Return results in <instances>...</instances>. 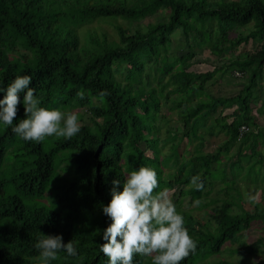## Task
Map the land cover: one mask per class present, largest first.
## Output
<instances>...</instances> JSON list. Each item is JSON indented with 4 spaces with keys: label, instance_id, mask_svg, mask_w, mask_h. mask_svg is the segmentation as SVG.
<instances>
[{
    "label": "trees",
    "instance_id": "trees-1",
    "mask_svg": "<svg viewBox=\"0 0 264 264\" xmlns=\"http://www.w3.org/2000/svg\"><path fill=\"white\" fill-rule=\"evenodd\" d=\"M150 17L145 30L138 27ZM98 20L117 22V40L89 27ZM172 36H177L175 43ZM194 41L221 59L242 43L252 47L210 70L192 71L189 67L200 62L194 58ZM147 64L158 87L150 76L145 84L139 76ZM228 71L247 77L236 94L206 92L207 84ZM20 74L33 77L42 106L82 109L91 126L82 123L70 140L53 135L43 142L24 140L11 126H0V264H39L34 244L43 233L78 240L83 256L65 259L66 252L60 251L51 264H107L100 233L110 220L102 205L111 199L113 179L123 181L125 173L141 166L157 170L156 191L177 189L173 201L198 241L181 264H245L209 258L222 254L226 244L238 243L230 252L259 248L260 238L248 243L239 237L255 221L263 226L264 208L256 203L248 211L232 196L206 193L219 179L231 184L244 173H261L264 182L258 156L264 128L252 114L259 100L264 107V0H0V85L7 87ZM80 90L83 98L77 95ZM170 93L179 100L169 99ZM228 104L237 107L215 115ZM163 108L170 113L163 114ZM18 109L14 123L25 116L22 103ZM179 122L183 131L177 140L160 141L176 133ZM241 124L250 130L239 137ZM224 131L228 136L216 150H203L207 136ZM183 137L191 148L179 151ZM246 145L250 155L241 152ZM233 146L236 152L229 153ZM211 168L220 169L219 175L211 174ZM196 173L204 180L203 189L190 183ZM192 199L201 201L190 208L204 210L207 223L186 206ZM134 262L152 264L151 257L140 254Z\"/></svg>",
    "mask_w": 264,
    "mask_h": 264
},
{
    "label": "clouds",
    "instance_id": "clouds-1",
    "mask_svg": "<svg viewBox=\"0 0 264 264\" xmlns=\"http://www.w3.org/2000/svg\"><path fill=\"white\" fill-rule=\"evenodd\" d=\"M32 80L30 74H20L7 87L0 85V93H4L0 97V126H11L14 133L27 141L43 142L53 135L72 139L82 127L80 114L42 106ZM77 95L83 98L85 92L80 90ZM21 103L25 116L14 123ZM125 177L123 181L113 179L111 199L102 205V212L110 220L100 233L103 239L100 250L108 257L107 264H135L137 254L151 257L152 264H181L196 250L198 241L189 233L185 216L177 210L168 190L156 191L159 188L157 170L141 166L125 173ZM190 183L197 189L204 187L199 173L191 176ZM248 198L257 200L252 194ZM200 203L199 199L194 201L196 205ZM78 245L75 239L65 242L60 233H43L34 247L39 250V264H51L60 251L66 252L65 259L79 257L82 260ZM239 259L238 256L237 261Z\"/></svg>",
    "mask_w": 264,
    "mask_h": 264
},
{
    "label": "rangeland",
    "instance_id": "rangeland-1",
    "mask_svg": "<svg viewBox=\"0 0 264 264\" xmlns=\"http://www.w3.org/2000/svg\"><path fill=\"white\" fill-rule=\"evenodd\" d=\"M229 1V0H227ZM152 17L150 18H145L143 20L140 21L138 27L141 28L142 30L146 29L147 23L152 21ZM113 22H105V21H94L92 22V24H89V27H91V29H93L94 32H101L104 31L108 37V39H116L117 40V35L114 31V26H113ZM118 23L122 24L124 21L118 19L117 21ZM114 22V23H117ZM131 30L133 28H135V25L130 26ZM241 34H245L244 30H240ZM177 36H172L173 42H176V38ZM231 37H235V33L231 34ZM172 42V44H173ZM192 47L195 51V53L197 54L196 58L197 60H199L200 62L197 64H194L193 66L189 67L190 70L192 71H206V70H210L213 66H216L220 63V61L225 60L226 61V57L229 56H233L234 54H241L243 52H247L251 49V43H242L240 44L235 51H230L226 57L224 58H218L215 54L210 53V51L208 49H201L200 44L197 41H194V43L192 44ZM129 68L131 69L130 71L133 72V68L131 66H129ZM188 68V69H189ZM121 70L125 69V66H121L120 67ZM126 70V69H125ZM139 76L141 77V79L143 80V83L145 84L146 81V76H150L151 84L158 87V84L156 83V81L153 80L155 73H153V68H151L150 64L145 65V68L143 70V72L141 74H139ZM247 79V77L243 74L241 77H237L235 76L234 73H232V71H228L226 72L223 77L220 80L215 81L213 84H207L205 90L208 93H211L213 95H234L238 92V90L241 89L243 82H245ZM127 79L123 78V82H126ZM262 85L261 87H264V80H262L260 82ZM145 90H147V87H144ZM263 88H261L262 90ZM174 93V92H173ZM170 93L169 95V99H175L179 100V97L176 96V94ZM262 95H264L263 92H261V97ZM164 102V100H163ZM171 100L167 101V103L165 104L166 106H169L171 103ZM260 100L256 103V107H254V109L252 110V114L256 117L255 121H257V123L259 124L260 127L264 128V113H261V109L264 107H260ZM237 104H228L227 107H225L222 112L220 114H215V115H227L230 114L234 109H236ZM264 110V109H262ZM69 111H76L80 114V123H84L87 124L89 126H91V122H89V115L84 112V110L82 109H71ZM162 113L163 114H167L170 113L169 110H167L166 108L162 109ZM177 116V112H173V117L175 118ZM229 120H231L229 118ZM228 120V121H229ZM164 121H161V124ZM182 123L179 122V130L176 131V133L173 131L171 132L170 136L168 138H160V141H162L163 143H165L166 145H168V142L171 139H176L179 137V134L183 131L182 129ZM173 127H175V125H173ZM254 128V127H253ZM255 129V128H254ZM225 131L221 132L217 137L213 136H207L205 143L203 144V150L205 151H214L216 150V147L218 145H220L226 138H227V133ZM259 146H258V151H259V157H261V159H263L264 162V138L263 141L261 142V140L259 141ZM144 145V144H142ZM168 146L164 147V149L166 150ZM190 149L191 146L189 145V143L187 142L186 137H183L180 140L179 143V148L178 150L181 151L183 149ZM239 148V147H238ZM237 148L236 146H233L230 150L229 153H234L236 152ZM148 152V151H147ZM241 152H243L244 154H248L250 155V151L248 149V146L246 145L245 147L243 146L241 148ZM149 153V152H148ZM150 155L154 156L153 153H150ZM256 157V156H254ZM244 164H246V162H243ZM212 166H216V164H213ZM262 170L264 172V165L261 166ZM214 168V167H213ZM210 169V173L211 174H217L219 175V171L220 169ZM203 169V168H202ZM257 172H251V174H246L244 173V175H242V179H238L235 182H232L231 184H229L230 182L227 183H223L221 182V180L219 179L220 177L218 176V182L214 185L210 184V186L208 187V191L206 193L207 196H213L215 193H218L221 197L223 198H229L230 196L234 197V199L238 202V206L250 211V210H254V205L256 203H259L261 206H259V209L264 208V182L259 181L260 176H262V174ZM256 174V175H255ZM250 177V178H248ZM248 179V180H247ZM241 180V181H240ZM170 196L174 198L177 196V189H173V190H169L168 191ZM200 194V193H199ZM205 194V193H204ZM249 194L255 195L257 197L256 201L250 200ZM240 198V202L239 199ZM195 200V199H192ZM187 201H185L186 204ZM195 204L194 202H192L191 204H186V206L188 208L193 207ZM191 209V213L194 215V217L196 219H198L201 223H207L208 218L205 215L204 210H195V209ZM234 209H237L236 207H234ZM205 210H207V208H205ZM264 226V224H263ZM262 226V221H255L252 223V225L241 231L240 233V241H245L248 243L253 242L254 240L260 238L262 240L261 244L259 245V248L252 253H249L247 251H239V252H230V249L233 247H236L238 243H234L232 245L230 244H226L224 246V249L222 251V254L220 255H214L211 258H209V260L211 261H215L216 259H220V258H225L231 261L236 262L238 259V256L241 257V259H239L237 262L239 263H253V264H261V261L264 260V227Z\"/></svg>",
    "mask_w": 264,
    "mask_h": 264
},
{
    "label": "built area",
    "instance_id": "built-area-1",
    "mask_svg": "<svg viewBox=\"0 0 264 264\" xmlns=\"http://www.w3.org/2000/svg\"><path fill=\"white\" fill-rule=\"evenodd\" d=\"M235 76L237 77H241L242 76V72L239 71H235ZM250 130V127L247 126L246 124H241L238 128V136L241 137L244 133H246L247 131Z\"/></svg>",
    "mask_w": 264,
    "mask_h": 264
}]
</instances>
